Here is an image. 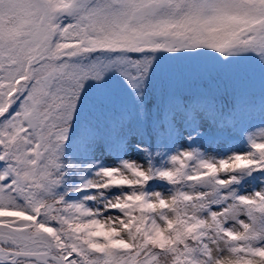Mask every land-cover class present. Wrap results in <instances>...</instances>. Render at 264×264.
I'll return each mask as SVG.
<instances>
[{
	"label": "snow or ice",
	"instance_id": "obj_1",
	"mask_svg": "<svg viewBox=\"0 0 264 264\" xmlns=\"http://www.w3.org/2000/svg\"><path fill=\"white\" fill-rule=\"evenodd\" d=\"M0 264H264V0H0Z\"/></svg>",
	"mask_w": 264,
	"mask_h": 264
}]
</instances>
